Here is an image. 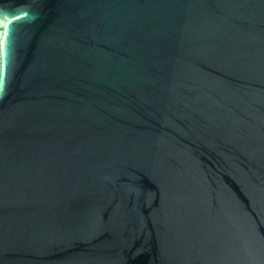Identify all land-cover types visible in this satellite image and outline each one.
<instances>
[{
  "label": "water",
  "instance_id": "obj_1",
  "mask_svg": "<svg viewBox=\"0 0 264 264\" xmlns=\"http://www.w3.org/2000/svg\"><path fill=\"white\" fill-rule=\"evenodd\" d=\"M0 264H264V0H0Z\"/></svg>",
  "mask_w": 264,
  "mask_h": 264
}]
</instances>
